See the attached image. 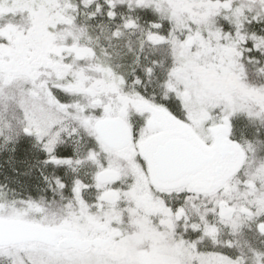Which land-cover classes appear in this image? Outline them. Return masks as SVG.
Masks as SVG:
<instances>
[{"label":"snow or ice","instance_id":"snow-or-ice-1","mask_svg":"<svg viewBox=\"0 0 264 264\" xmlns=\"http://www.w3.org/2000/svg\"><path fill=\"white\" fill-rule=\"evenodd\" d=\"M0 264H264V0H0Z\"/></svg>","mask_w":264,"mask_h":264}]
</instances>
